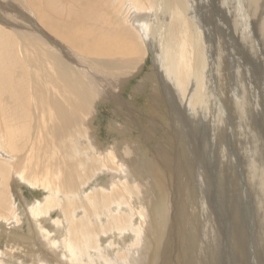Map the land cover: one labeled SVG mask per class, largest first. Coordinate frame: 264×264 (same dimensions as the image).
Listing matches in <instances>:
<instances>
[{"label":"bare ground","instance_id":"1","mask_svg":"<svg viewBox=\"0 0 264 264\" xmlns=\"http://www.w3.org/2000/svg\"><path fill=\"white\" fill-rule=\"evenodd\" d=\"M262 31V0H0V264L170 263L171 192L156 159L147 168L138 155L132 117L110 123L112 143L95 127L99 103L133 112L126 88L150 55L157 80L146 75L138 91L151 84V101L202 117L211 160L235 179L248 167L244 195H261L264 211L256 162L237 155L255 151L264 122ZM23 185L47 194L28 202Z\"/></svg>","mask_w":264,"mask_h":264},{"label":"rangeland","instance_id":"2","mask_svg":"<svg viewBox=\"0 0 264 264\" xmlns=\"http://www.w3.org/2000/svg\"><path fill=\"white\" fill-rule=\"evenodd\" d=\"M262 3H264V0H262ZM249 34L250 33H248L247 35L249 36ZM262 34L263 35L261 37V43H262L261 55L263 59L261 60L262 61L261 68H262V73H263L262 77H264V32L263 31H262ZM152 62H153V57L150 55L147 59V64L145 65L143 72L140 75H138L136 78H134L131 81V84L126 88L125 99L131 102V108L133 112L127 113V111H130V109L129 108L126 109L125 107L122 109L123 111H120L121 116L120 115L117 116L115 112L113 111L114 109L112 107L106 106L103 103L98 104V113L95 118V127H96L98 141H101V143H108V142L112 143V141L115 138L118 137L117 139H120V137L116 133H113L110 131L109 127L112 124H114L113 122L115 121L118 122L120 125H122L128 117L133 118V128L132 129L130 128L131 133L127 134L129 139H132L134 141L140 140V144L142 146L141 147L142 152L138 153V155L142 154L144 155L145 159H147V163H146V165H148L146 166L147 168H150L149 165H151L152 161L156 159L159 170L158 171L156 170L157 172L156 171L154 172L152 171V172L158 173V174L160 173L159 176L161 175L164 176V177L161 176L165 180L164 184L167 190L171 192V196H170V200H171L170 202V205H171L170 222L171 224L170 223L168 224L169 232L171 233L168 232V235L164 239L166 242L163 244V246L165 245V247L167 245L168 246L170 245V250L172 251L171 252L172 259L170 258L171 260H169L170 261L169 264H183V262H185V264H198V263L199 264H203V263L204 264H215V263L216 264H247L248 261H249L248 264H257L258 262H259L258 264H264V250H262V248L264 249V246H263L264 236L261 235V234L264 235L263 233L264 232V222H262L264 221L263 220L264 211H262V209L259 208L260 203L258 200L259 197H261V195L260 196L253 195L251 196L252 198L246 197L244 195L246 191L244 187L242 186V182L245 183L246 181L245 175H248L247 174L248 167L245 168L243 171L236 169L237 177L235 179V176L233 175V172L230 170V167H228L227 165L221 167L219 160L216 159V162H214V160H211L212 155H210V152H211L212 147L208 144V141H207L208 133H206V124L204 127V123L202 122V117L197 118V121H194V119L189 120V117H188L189 112L186 111L187 108L184 110L185 112L183 113L182 111L178 112V108L176 107V105L175 106L174 105L172 106V104L167 105V104H164L163 102L161 104H157L156 101H151V99L153 98L152 95L157 94V92H155L154 89L151 87V84L143 85V86H146V89H144L145 91L143 89L141 91H138L139 89L138 87L141 85V80L146 75H150V77H152L153 79L155 78V80H157L156 75L154 74L156 70L153 69V71H151V68L153 66ZM263 88H264V85H263ZM160 90L161 88L158 87V91ZM135 93H137L136 96H134ZM159 95L163 96L161 93H159ZM263 100H264V93H263ZM179 120H184V121H181L180 123ZM176 124L179 126H177ZM190 126H191V129H190ZM262 129L261 131L257 133L256 139L254 138L251 139V142L253 144L256 143L254 144L255 146L254 148H256L255 151L237 153L239 157L245 156V158L249 160H254L256 162V170H259V172L257 171V175H259L260 181L264 180V176H263L264 175V169H263L264 168V156H263L264 155V122L262 125ZM205 144L207 146L209 145V147H207ZM162 153H168V154L170 153L169 161L172 165L170 163L167 165L165 160L160 158ZM200 158H202V161L206 163L205 166L208 167L207 168L208 171L203 166L204 163L200 161ZM188 161H189V164H187ZM237 161L239 162V159ZM142 163L143 162H140L137 165H140L139 167H141ZM201 163H202V166L200 165ZM199 165L201 167V172L199 171L200 170ZM146 172H144V175L151 173V171H148L147 173ZM180 175H181V178H180ZM148 176L151 177L150 175H147V177ZM242 179L244 180L242 181ZM217 184L219 187L217 186ZM189 186L191 190L188 188ZM163 190H164V187H163ZM20 191H21L20 193H22V195L27 199L28 202L44 199L47 194L43 190L32 189L26 185L21 186ZM145 192L146 191L144 190V193ZM147 192L145 194L143 193L142 195L145 196L149 200L150 197H148ZM156 194H158V191L155 193V195ZM254 199L256 202L254 201ZM257 202H258V205H257ZM182 205L184 207H182ZM263 208H264V205H263ZM195 209L197 210L195 211ZM251 212L252 214H250ZM208 215H211L213 217L214 225H216L214 226V230H213V225H212V230L215 232L217 239H218L216 243H211L210 230L207 227L204 230L205 220ZM260 216H262L263 218H261ZM180 228L182 229V231ZM0 230H1L0 231L1 233L5 235L7 234L2 229ZM167 230H166V233H167ZM261 230H263V232ZM178 231L180 233H178ZM200 233L202 236L199 235ZM3 234H1L0 236V240H1L0 243L2 246H5L6 239L3 238L4 237ZM250 234H252L253 236ZM248 235L252 237L253 241L251 240V237ZM169 236L171 237L169 238ZM186 237H188L189 239ZM248 239H250L249 242H248ZM168 240L170 241L169 244L167 243ZM232 240L234 242H232ZM174 241L175 243H173ZM254 241L255 243L253 245ZM243 248H245L246 250H244ZM258 248L261 249L262 251L261 253H260V249ZM203 250H205L204 253L206 254H203ZM256 250L259 252H257ZM195 252L197 253L194 254ZM210 252H212V258L209 257ZM251 252L253 253V255H255V257L251 254ZM177 254H178V257H177ZM184 254H186V256ZM191 254L193 256L195 255L198 261L196 257L195 258L191 257L192 256ZM201 254L202 256L199 259L198 255H201ZM261 254L263 256H261ZM259 257L262 259H260ZM192 258H194L195 260ZM216 258L217 260H215ZM253 260L254 262L252 263ZM255 260L256 261L259 260V261L255 262Z\"/></svg>","mask_w":264,"mask_h":264}]
</instances>
